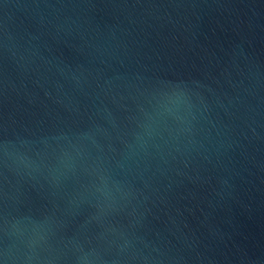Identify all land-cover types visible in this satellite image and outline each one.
Here are the masks:
<instances>
[{"label":"water","instance_id":"1","mask_svg":"<svg viewBox=\"0 0 264 264\" xmlns=\"http://www.w3.org/2000/svg\"><path fill=\"white\" fill-rule=\"evenodd\" d=\"M0 264H264V0H0Z\"/></svg>","mask_w":264,"mask_h":264}]
</instances>
